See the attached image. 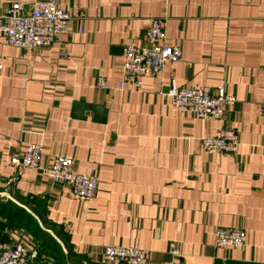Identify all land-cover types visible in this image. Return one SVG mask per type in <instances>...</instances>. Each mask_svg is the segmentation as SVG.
I'll use <instances>...</instances> for the list:
<instances>
[{
	"label": "crops",
	"instance_id": "obj_1",
	"mask_svg": "<svg viewBox=\"0 0 264 264\" xmlns=\"http://www.w3.org/2000/svg\"><path fill=\"white\" fill-rule=\"evenodd\" d=\"M36 1L0 0V15L14 3L28 13ZM57 1L73 19L52 46L20 50L0 33V199L27 210L83 264H103L112 246L156 263L172 260L174 246L176 264H264V0ZM157 19L180 60L140 89H120L124 47L145 46ZM172 82L223 89L237 102L221 121L183 115L167 95ZM227 128L239 135L234 153L201 150ZM30 145L42 149L38 170L14 168L9 156ZM59 156L73 160L74 173L95 172L93 200H75L48 177ZM217 228L245 232L244 246L216 248ZM42 242L0 217V243L58 264Z\"/></svg>",
	"mask_w": 264,
	"mask_h": 264
},
{
	"label": "built area",
	"instance_id": "obj_2",
	"mask_svg": "<svg viewBox=\"0 0 264 264\" xmlns=\"http://www.w3.org/2000/svg\"><path fill=\"white\" fill-rule=\"evenodd\" d=\"M70 12L63 10L57 0H38L28 13L19 3L0 15L2 25L0 33L4 42L11 47L25 51H35L39 48L52 46L61 34L69 30L72 22ZM166 33L160 20H153L147 31L145 46L136 48L133 45L124 47V61L122 64L123 77L120 89L125 83L132 84L136 89L142 87L145 78L160 76L166 65L178 62L182 51L179 46L165 43ZM100 88H106L103 79L97 80ZM173 107L183 115H194L201 120L221 121L227 109L232 108L237 100L225 93L223 89L217 94L206 91L180 87L172 82L167 93ZM259 114L264 120V97L258 106ZM214 137L202 139L201 150L208 154L228 155L236 151L239 135L231 129H222ZM42 158V149L37 145H30L25 152L13 154L8 158L9 163L18 170H38ZM73 160L65 156L56 157L47 170L48 177L56 184L64 183L71 188L75 200L91 201L98 191V177L95 172L87 174L74 173ZM11 182L7 185L9 186ZM214 246L219 249L243 247L247 234L236 229L217 228L214 231ZM173 258L163 263L153 262L148 253L136 248L107 247L103 254V264H176L175 258L181 252L174 246L168 252ZM35 254L29 252L21 243L10 246L0 243V264H36Z\"/></svg>",
	"mask_w": 264,
	"mask_h": 264
},
{
	"label": "trees",
	"instance_id": "obj_3",
	"mask_svg": "<svg viewBox=\"0 0 264 264\" xmlns=\"http://www.w3.org/2000/svg\"><path fill=\"white\" fill-rule=\"evenodd\" d=\"M28 206L31 212L41 221H42V213L36 208H31L30 205L26 203L25 207ZM0 217L4 218L7 223V227L9 229H23L24 231L30 230L31 234L36 238L41 236L43 249L42 253H50V254H58L59 257L56 258V263L58 264H83L77 259L74 255L67 251L66 255L62 254L60 245L56 242L55 239H52L50 235H48L45 231L40 228L39 222L35 219V217L27 212V210L16 206L12 201H4L0 199ZM56 235V234H55ZM57 236V235H56ZM59 237V236H57Z\"/></svg>",
	"mask_w": 264,
	"mask_h": 264
}]
</instances>
